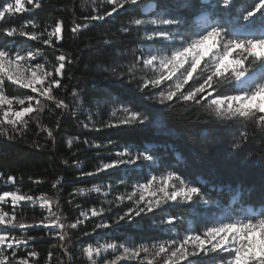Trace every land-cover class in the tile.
<instances>
[{
  "label": "trees",
  "instance_id": "1",
  "mask_svg": "<svg viewBox=\"0 0 264 264\" xmlns=\"http://www.w3.org/2000/svg\"><path fill=\"white\" fill-rule=\"evenodd\" d=\"M148 1L145 0V4ZM8 2L11 0H0V8ZM187 2L191 3V0ZM245 2L238 0L241 5ZM40 4L39 8L28 4L27 9L31 11L17 13L0 23L4 27L20 28L23 21H33L36 27L29 24L25 31L43 32L44 38H47V33L54 30L57 22H62V39L58 41L53 36V46L26 37L17 38L34 45L38 59L47 69L58 65L56 56L61 53L72 60V63L65 64L62 86L54 90V94L63 99L68 107L57 109L52 101H47V108L39 114L40 124L52 130V138L37 127L35 118L30 119L28 127L12 139L0 135V181L5 184H0V191L9 186L19 194L34 198L44 196L52 201V211L56 215H50L36 204L17 206V222L32 227L25 230L9 227L11 235L18 240L34 239L28 240L26 247L16 248L15 258L11 257V249L5 255L12 260L28 259V254L35 252L37 255L29 258L34 264H91L83 249L97 243L138 246L168 239L169 235L175 236L176 233L183 236L188 231H202L211 222V217H216L225 209H232L228 200L238 187L241 188L239 206L258 208L264 205V167L260 164L264 138L258 128L253 131L250 126L217 121L208 113L198 111L197 106L185 105L179 99L160 105L156 103L160 88L140 90L142 78L152 73L147 70L142 72L143 66L137 62L140 49L146 42L140 39L143 30L137 32L130 20L151 17L142 16V11L125 13L121 9L118 15L104 20L84 19L85 16L97 14L93 11L97 6L99 14L111 10L106 0H40ZM179 14L189 23L195 13L181 8ZM76 24H87L88 27L73 33L71 29ZM125 27L130 31H123ZM8 38L0 34V43ZM132 64L136 65L134 76L126 72ZM164 87L161 85V88ZM10 88V93L19 96L36 95L30 89L17 85ZM227 90L231 91L230 85ZM106 100L114 104H127L137 111L159 118L166 133H159L151 125L104 127V123L113 118L109 108L104 106ZM85 124L89 127L85 128ZM245 133L249 137L245 142L247 150L240 155L234 154L233 141ZM151 142L171 143L166 146ZM147 147L149 150L163 147L151 151L159 160L160 164L155 161L159 166L149 167L138 162L139 166H121L98 175H83L95 172L103 162L116 159L115 154L119 151L127 149L136 154ZM174 151L180 154H174ZM166 171H175L185 180L198 184L214 203L207 208L204 205L193 208L173 204L166 206L167 212L157 209L115 223L118 216L134 206L128 200L114 203L116 195L129 193L138 184L135 182H146L153 175L159 177ZM198 176L205 178L207 184H200ZM9 177H14L15 182L11 183ZM56 180L60 183L54 188L53 182ZM212 184L215 185L214 190L209 188ZM218 185L223 188L217 190ZM96 186L101 189L99 193L92 190ZM108 187L111 191L107 197L103 192ZM81 190H84L83 194ZM92 209L101 211L102 215L92 217ZM12 211V207H3V212L9 215ZM81 212L88 213V217H82ZM235 212L238 214L237 210ZM171 215L180 219L169 233L167 229L171 226L161 224L160 220ZM56 216H60L61 222L66 225L64 240L57 235L60 229L53 227ZM46 217L48 220L45 221ZM77 219L82 223L75 229L67 227ZM40 221L51 222L50 227H44L39 224ZM102 221L114 226L94 231L95 225ZM202 259L206 262L208 258Z\"/></svg>",
  "mask_w": 264,
  "mask_h": 264
},
{
  "label": "snow or ice",
  "instance_id": "2",
  "mask_svg": "<svg viewBox=\"0 0 264 264\" xmlns=\"http://www.w3.org/2000/svg\"><path fill=\"white\" fill-rule=\"evenodd\" d=\"M25 3L34 8L41 7L40 0L8 2L0 8V22H6L17 13L31 11L25 7ZM106 3L111 5V10L99 14L97 6L93 9L97 14L85 16L84 19L104 20L114 14L118 15L121 9L125 13L140 12L141 9L142 15L152 13L148 19L130 20L137 32L143 30L140 39L146 42L140 49L137 62L142 64V72L147 70L152 73L142 78L139 85L141 91L150 87L160 88L156 97V103L160 105L179 99L185 105L197 106L198 111L208 113L217 121L250 126L253 131L258 128L264 138V0H246L244 5L239 4L238 0H191V3L187 0H155L147 5L145 0H106ZM181 8L199 14L196 27L189 26L187 19L179 14ZM29 24L36 27L33 21H25L20 28L4 27L0 23V34L9 38L26 37L49 46H53V36L58 41L62 39V22H57L54 30L47 33V38H44L43 32L25 31ZM148 25L152 27L148 28ZM87 27V24H76L71 31L76 33ZM123 31L128 32L130 29L125 27ZM35 59L32 52L22 54L0 47V135H7L9 139L26 129L29 120L33 118L37 127L52 138V130L40 124L39 114L47 108V101H52L57 109L68 107L63 99L54 94V90L62 86L65 64L72 63V60L61 53L56 56L58 65L45 69L43 63L32 64ZM135 66L130 65L126 69L127 74L134 76ZM6 81L19 88L30 89L36 95L9 96L5 91ZM161 85L165 87L161 88ZM229 85L231 91L227 90ZM117 112L121 113L122 118L115 122H105L104 127L137 126L150 122L147 113L133 108L121 106L113 112L114 117ZM33 114L36 116L33 117ZM84 127L88 128L89 125L85 124ZM248 139L245 133L233 141L234 154L240 155L247 150L245 142ZM115 155L116 159L103 162L95 172L83 175H98L121 166H139L138 162L149 167L155 164V157L148 149L136 154L126 149ZM260 164L264 167V150L261 151ZM9 180L15 182L14 177H9ZM59 183V180L54 181L53 187L56 188ZM92 190L97 193L101 191L98 186ZM239 196V192L235 193L233 201ZM9 198L12 214L0 211V225H5L4 229H0L3 233L0 234V264H29L27 258L12 260L5 255V249H11V257L15 258V249L34 239L28 237V240H18L10 235L9 226L20 230L32 227L17 222L16 206L21 201L36 203L38 199L41 207H48L50 215L56 213L52 211V201L44 196L34 198L32 195L5 191L0 193V204H8ZM125 200L131 201L134 206L118 216L115 223L157 209L167 212L166 206L173 204L194 208L214 203L200 186L188 182L175 171H167L159 177L153 175L145 183L134 185L131 192L116 195L113 202L123 203ZM80 215L87 218L89 214L81 212ZM90 215L96 217L102 215V212L92 209ZM179 219L175 215L166 216L161 218L160 223L170 225L167 231L172 233ZM210 220L202 231H188L183 236L176 233L175 236L169 235L168 239H158L154 243L138 246L106 243L98 245L95 253L98 255L103 250L115 254L114 260L102 258V264H118L122 260H137V264H144V260L148 264H264V213L259 216L246 214L242 219H233L231 211L227 210L220 218L213 216ZM45 221L39 224L50 227ZM80 223L82 221L77 219L67 227L75 229ZM113 226L102 221L95 225L94 231ZM53 227L60 229L57 235L64 240L66 225L61 222L60 216H56ZM83 252L91 264H97L91 246L84 248ZM65 253L68 254L67 248ZM28 255L36 256L37 253L30 252ZM202 257H207V261Z\"/></svg>",
  "mask_w": 264,
  "mask_h": 264
},
{
  "label": "rangeland",
  "instance_id": "3",
  "mask_svg": "<svg viewBox=\"0 0 264 264\" xmlns=\"http://www.w3.org/2000/svg\"><path fill=\"white\" fill-rule=\"evenodd\" d=\"M151 1V0H150ZM11 2L12 3H14V0H11ZM148 3H150L149 1H148ZM27 3H25V7L27 8ZM25 23V21H23L22 22V24H24ZM31 25V24H30ZM24 30H27V28H25ZM32 32V31H31ZM0 47H4V48H6L8 51H10V52H16V51H19V52H21L22 54H27L28 52H32L33 54H34V56L36 57V59L35 60H33L32 61V64H35V63H42L39 59H38V57H37V54H36V52H35V47H34V45L33 44H31L30 42H28V41H26V40H20V39H18L17 38V36H15V37H11V38H8V39H5V40H3V42H1L0 43ZM45 69H47L46 68V66H45ZM11 86H13V84H11V82H8V81H6V86H5V91H6V94L7 95H9V96H13V97H16V96H19V95H16V94H12V93H10V87ZM159 94V93H158ZM158 94H156V95H158ZM104 106H107L108 108H109V110H110V112H111V115H112V117L113 118H111V122H115L116 120H118V119H120V118H122V115H121V113H119V112H117L116 113V116L114 117L113 116V112L114 111H116V109H118V108H120L121 106H126V107H129V108H131L130 106H128L127 104H114V103H109L107 100H106V102H104ZM14 107H19L18 105H14ZM149 117H150V122H148V123H145L144 125H151V126H154V127H156V129L158 130V132L159 133H162V134H165L166 133V130H165V128H164V126H163V124L161 123V121H160V119L159 118H157V117H155V116H150L149 115ZM151 147H154V145H152ZM150 147V148H151ZM159 163V162H158ZM158 163H155L154 165H159ZM133 166H135V165H132V166H129V167H133ZM150 179H151V177H150ZM188 182H190V181H188ZM11 183H12V181H11ZM135 183H138V184H142V183H145V182H135ZM191 183V182H190ZM0 184L1 185H3V186H5V184H4V182H2V181H0ZM137 185V184H136ZM1 187V186H0ZM9 186H7V188H2L1 190L2 191H0V193H3V192H5V191H8V192H15V191H13L12 189H10V188H8ZM18 193V192H17ZM19 194V193H18ZM146 196H147V194H145ZM232 200V199H231ZM27 203H31V202H26V201H21V202H19L18 203V205L17 206H21V205H23V204H27ZM31 204H36L37 206H39V207H41V204H40V202H39V200L37 199V202L36 203H31ZM16 206V207H17ZM206 208L208 207V206H210V205H204ZM3 207H12V204H11V202H10V198H9V203L8 204H0V211H3ZM43 209H45V210H47L48 212H49V210H48V207H42ZM241 211H240V214H239V216H235L234 215V213H235V211H234V209H232V210H230L231 211V213H232V218L233 219H242L243 217H244V211H242L243 209H240ZM225 211H227V210H225ZM223 214V213H222ZM244 214V215H243ZM217 217V216H216ZM217 218H220L219 216L217 217ZM51 222H49V224H50ZM55 225V224H54ZM10 227V226H9ZM9 227H8V231H9ZM5 228V225H0V229H4ZM51 228H52V226H51ZM55 229V228H54ZM9 233H10V231H9ZM0 234H3L2 232H0ZM10 235H11V233H10ZM12 236V235H11ZM106 243H109V242H102V243H97V244H95V245H92L91 247L93 248V250H94V259L96 260V262H97V264H102V258H106V259H108V260H114V256H115V254H113V253H111V251H108V252H105V251H103V250H101L100 251V253L97 255L96 253H95V249L97 248V246L98 245H104V244H106ZM19 247H26L25 246V244H21ZM24 249H26V248H24ZM9 249H5V253L8 251ZM143 256H144V254L142 253L141 254V258H143ZM31 257H33V256H29L28 255V262H29V264H34V262L33 261H31L29 258H31ZM118 264H137V260H122V261H119L118 262ZM144 264H148V261L147 260H144Z\"/></svg>",
  "mask_w": 264,
  "mask_h": 264
},
{
  "label": "bare ground",
  "instance_id": "4",
  "mask_svg": "<svg viewBox=\"0 0 264 264\" xmlns=\"http://www.w3.org/2000/svg\"><path fill=\"white\" fill-rule=\"evenodd\" d=\"M149 2H150V3H154L155 1H152V0H151V1H149ZM147 4H149V3L147 2L146 5H147ZM141 11L143 12V9H141ZM149 14H150V13H148L147 15H149ZM177 155H178V154H177ZM110 191H111V190H110V188L108 187V188L103 192V195L108 197V195L110 194Z\"/></svg>",
  "mask_w": 264,
  "mask_h": 264
}]
</instances>
